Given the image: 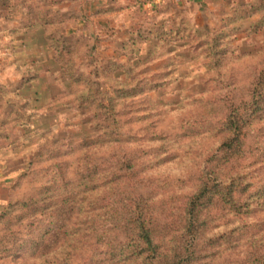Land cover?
Returning <instances> with one entry per match:
<instances>
[{
	"label": "rangeland",
	"instance_id": "rangeland-1",
	"mask_svg": "<svg viewBox=\"0 0 264 264\" xmlns=\"http://www.w3.org/2000/svg\"><path fill=\"white\" fill-rule=\"evenodd\" d=\"M68 1L0 0V216L46 185L44 196L55 200L75 193L64 184L87 175L83 167L98 168L101 180L122 159L138 162L129 190L152 194L157 211L179 207L227 138L231 111L243 113L257 87L264 94V0H74L79 10L63 13ZM67 42L75 49L72 72L91 86L70 80L57 61ZM113 64L125 67L103 74ZM89 88L97 92L94 109L84 103ZM111 102L130 139L113 148L103 144ZM247 132V163L255 182H264V114ZM78 142L89 145L76 151ZM71 215L73 227L77 210ZM254 221L264 222V212ZM71 240L47 258L32 257L27 246L0 264H60L66 256L84 264L94 246Z\"/></svg>",
	"mask_w": 264,
	"mask_h": 264
},
{
	"label": "trees",
	"instance_id": "trees-1",
	"mask_svg": "<svg viewBox=\"0 0 264 264\" xmlns=\"http://www.w3.org/2000/svg\"><path fill=\"white\" fill-rule=\"evenodd\" d=\"M141 39L149 41V36L141 34ZM56 50L55 57L67 70L69 79L75 83L86 81L91 86V79L70 68L75 57L73 45L67 42ZM115 65L103 69V74ZM118 67L125 66L118 64L114 68ZM95 94L89 88L84 99L92 109L96 105ZM82 98L79 95L77 101ZM250 98L253 100L243 113L231 111L224 127L227 138L179 207H163L158 212L155 206L160 203H154L152 194L138 188L136 192L129 190L138 173L136 160L122 159L112 164L101 180H97L98 168L92 172L90 166H85L79 172H88L87 175L64 184L76 187L75 193L62 192L60 199L55 200V196H44L51 192L46 185L25 201L9 205L0 216V261H12L19 253L17 250L27 246L32 257L47 258L52 248L72 238L83 248L94 246L95 253L84 264H264V222L254 221L256 214L264 212V182H255L246 157L247 131L252 123L262 119L264 94L257 87ZM110 106L108 117L104 114L110 126L103 144L113 148L130 139L121 134L122 117L113 102ZM98 107L97 111L104 110ZM86 145L89 142H78L76 151H82ZM76 210L77 222L71 227V214ZM83 212L85 216L81 218ZM53 216L56 219L47 224ZM25 221L27 225L23 226ZM23 227L27 228L24 239L20 236ZM34 227L37 236L29 242ZM170 232L173 236L168 240ZM171 245L173 251L164 252ZM59 254L52 258L57 259ZM70 261L66 256L60 264H71Z\"/></svg>",
	"mask_w": 264,
	"mask_h": 264
},
{
	"label": "crops",
	"instance_id": "crops-1",
	"mask_svg": "<svg viewBox=\"0 0 264 264\" xmlns=\"http://www.w3.org/2000/svg\"><path fill=\"white\" fill-rule=\"evenodd\" d=\"M76 1H78V0H76ZM94 1V0H93ZM105 1H108V0H105ZM74 4H76L75 3V1L74 0H70V1H68L67 3H64V4H62L61 6H60V9H61V11L63 12V13H65L64 11L65 10H70L71 11V13H74V11L76 12V11H78L79 10V8H80V5L79 4H76L77 6H75ZM89 4H91V2H90V0H89ZM94 4L95 3H93V9H99V7L98 8H96V6H94ZM106 4H107V2H106ZM92 7V6H91ZM91 7H88V8H91ZM17 23V22H16ZM81 23L79 22V25H80ZM32 39H33V37H31V38H29V39H25V40H23V42L25 43V42H27V41H32ZM35 41V40H34ZM41 49L43 50V51H45V52H47V49H46V47L45 46H41ZM46 54V53H45ZM48 57V56H47ZM50 62V61H49ZM49 73V72H48Z\"/></svg>",
	"mask_w": 264,
	"mask_h": 264
}]
</instances>
